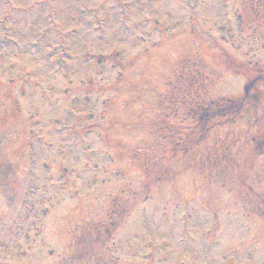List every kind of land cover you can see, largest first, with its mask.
<instances>
[{"label":"rangeland","instance_id":"374dc122","mask_svg":"<svg viewBox=\"0 0 264 264\" xmlns=\"http://www.w3.org/2000/svg\"><path fill=\"white\" fill-rule=\"evenodd\" d=\"M215 1L0 0V264H264V0Z\"/></svg>","mask_w":264,"mask_h":264},{"label":"trees","instance_id":"16d2710c","mask_svg":"<svg viewBox=\"0 0 264 264\" xmlns=\"http://www.w3.org/2000/svg\"><path fill=\"white\" fill-rule=\"evenodd\" d=\"M247 89L248 88L246 87V90ZM221 101V104L219 103L220 101L212 103V105L210 106V110L206 111L207 114L211 111V116L213 119L216 117L222 119V115H226L225 119L237 118L243 110V99L236 101L235 103L233 101L225 103L226 101H223L222 99Z\"/></svg>","mask_w":264,"mask_h":264}]
</instances>
